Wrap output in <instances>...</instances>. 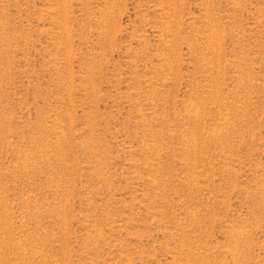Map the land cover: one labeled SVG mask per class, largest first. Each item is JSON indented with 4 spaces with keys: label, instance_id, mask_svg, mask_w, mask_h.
Listing matches in <instances>:
<instances>
[{
    "label": "rangeland",
    "instance_id": "1",
    "mask_svg": "<svg viewBox=\"0 0 264 264\" xmlns=\"http://www.w3.org/2000/svg\"><path fill=\"white\" fill-rule=\"evenodd\" d=\"M0 264H264V0H0Z\"/></svg>",
    "mask_w": 264,
    "mask_h": 264
}]
</instances>
